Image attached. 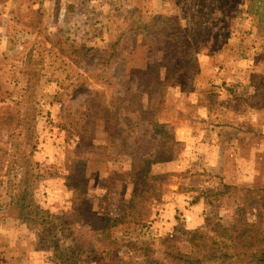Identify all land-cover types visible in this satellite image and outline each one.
Listing matches in <instances>:
<instances>
[{"label": "rangeland", "instance_id": "rangeland-1", "mask_svg": "<svg viewBox=\"0 0 264 264\" xmlns=\"http://www.w3.org/2000/svg\"><path fill=\"white\" fill-rule=\"evenodd\" d=\"M223 2L228 3L223 20L201 21L213 31L199 45L193 70L163 96L143 97L144 109L163 133L174 137V147L168 162L140 164L145 149L151 154L162 150L155 141L159 136L148 133L147 118L120 110L116 128L109 120L84 119V102L95 100L94 88L108 91V100L123 95L130 68H153L161 52L136 44L115 68L103 62L112 52L108 47L140 15L149 14L171 18L190 42L198 20L218 12ZM79 48L102 61L93 60L96 67L76 64L90 75L82 76L73 94L78 108H64L69 102H58L59 86L78 61L74 53ZM36 61L39 65L32 67L40 77L36 89L42 101L33 140L34 196L48 213L66 219L74 234L93 238L96 225L88 212L118 215L130 198L133 175L160 183L147 204L153 223L147 236H168L181 245L184 234L202 229L208 216L234 221L244 206L243 191L264 187V0H0V264H56L42 236L8 210L32 147L18 136L19 128L14 132L11 120L25 98L22 75ZM72 110L79 113L66 121ZM222 185L239 191L219 203L206 198ZM245 218L254 220L255 214L247 212ZM124 234L116 236L123 239Z\"/></svg>", "mask_w": 264, "mask_h": 264}, {"label": "trees", "instance_id": "trees-1", "mask_svg": "<svg viewBox=\"0 0 264 264\" xmlns=\"http://www.w3.org/2000/svg\"><path fill=\"white\" fill-rule=\"evenodd\" d=\"M222 4L218 12L214 9L198 20L199 28L191 33L190 42L171 18L162 14H149L146 17L140 15L138 22L122 32L113 45L108 47L112 52L108 53V58L103 62L115 68L122 62L120 59L125 53L131 52L136 44L146 52L155 53L157 49L161 52V57L155 58L153 68L144 70L130 68L132 70L129 72V85L123 95H114L108 100L106 96L108 91L94 88L96 90L94 94L97 96L95 100L87 99L84 102L87 106L82 113L84 119L109 120L116 124V128H118L120 110L128 114H139L143 119L147 118V125H150L148 133L152 132L153 135L159 136L155 141L158 142V150H162L151 154L150 150L145 149L144 154H140L142 158L140 164L145 160L153 164L168 162L174 147V137L169 133H163L160 126L154 124L152 114L144 109L143 97H151L153 94L163 96L167 87L179 84L182 76L193 70L197 63L196 51L201 48L199 45L205 42L213 31L201 21L207 18V22L215 24L223 20L226 17L228 3ZM33 52V50L28 52L29 56H32L29 57V61L34 56ZM74 54L78 61H75V65L66 72L64 81L59 86L61 92L58 93V102L62 104L69 102L64 108L75 105L72 103L74 100L72 97L75 96L73 94L76 92V86L80 85L82 76L90 75L86 68H79L76 64L83 62L86 66L93 64L96 67L99 63L93 60H101L99 56L88 54L86 48H79ZM37 65H39L38 61L36 64H31L22 75V82L25 83L22 92L25 93L23 95L25 98L22 110L11 120L16 124L14 132L19 128L18 136L32 147L23 160L20 177L17 178L14 186L15 190L10 197L8 210L30 231L42 236L41 244L45 245V251H49L53 262L56 264H94L98 261L101 264L116 262L119 264H226L229 261H236L238 264H264V187L261 189L252 187L243 191L244 197L239 198L243 200L244 206H239L238 216L234 221L224 222L208 216L203 221L202 229L184 234L182 245L168 236L159 237L158 240L147 236L146 231L153 224L152 212L147 204L157 193L156 185L160 183L140 178L138 175H133L130 198L118 215L98 217L87 213L96 225L93 238L88 241L83 236L74 234L72 232L74 227H71L66 219L51 215L44 210L34 196L35 177L32 167V157L37 147L36 143H33L35 126L41 112L42 101L38 98L36 89L40 81L39 74L34 69ZM94 72L99 73L95 69ZM33 75L38 78L31 80ZM258 96L260 98L259 94ZM76 112L79 113L72 110L65 120L70 121L71 114ZM143 133L145 134L144 131ZM237 191L239 190L235 186L222 185L211 191L212 193L204 195L208 199H214V203H219L236 196ZM208 203L211 205L213 202ZM247 212L255 214L254 220L248 221L245 218ZM121 231H125L126 238L120 239L116 236ZM63 240H70L71 244L64 247L61 245ZM156 246L160 248V253Z\"/></svg>", "mask_w": 264, "mask_h": 264}]
</instances>
